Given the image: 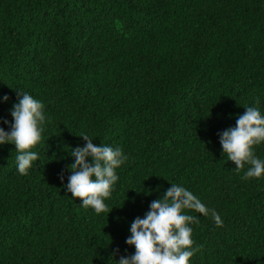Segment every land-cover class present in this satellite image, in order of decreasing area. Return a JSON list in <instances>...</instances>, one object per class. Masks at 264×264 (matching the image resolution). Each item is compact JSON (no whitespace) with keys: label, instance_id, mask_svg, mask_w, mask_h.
Returning <instances> with one entry per match:
<instances>
[{"label":"trees","instance_id":"obj_1","mask_svg":"<svg viewBox=\"0 0 264 264\" xmlns=\"http://www.w3.org/2000/svg\"><path fill=\"white\" fill-rule=\"evenodd\" d=\"M18 91L46 120L27 174L0 146V264H115L172 183L201 206L190 264H264V177L243 179L217 135L264 112V0H0L5 131ZM83 133L127 156L99 215L58 179Z\"/></svg>","mask_w":264,"mask_h":264},{"label":"clouds","instance_id":"obj_2","mask_svg":"<svg viewBox=\"0 0 264 264\" xmlns=\"http://www.w3.org/2000/svg\"><path fill=\"white\" fill-rule=\"evenodd\" d=\"M9 100L8 95L0 97V103ZM44 107L42 101L18 91L17 102L12 104L9 113L12 122L7 119L2 121L10 130L0 127V146H15L17 170L21 174H27L33 162L39 160L38 153L32 149L42 139L46 120ZM217 135L222 153L227 154L228 161L234 162L238 171L248 165L243 179L264 177V159L254 154V146L264 143V112L260 107H245V112L237 117L236 125ZM80 137L85 143L83 147L71 149L70 156L74 162L67 166L71 173L67 184H64L63 169L58 179L73 198L81 200L83 208L90 207L99 215L108 210L105 201L111 197L119 180L116 169L124 164L127 156L119 147L94 145L87 133ZM200 207L191 192L182 185L172 183L162 198L150 203L143 218L137 217L131 223L130 236L125 243L134 246L135 251L116 260L119 249H114L112 259L115 264H190L198 251L193 247V229L190 226L196 217L190 212L198 211ZM216 223L217 226L222 225L218 216Z\"/></svg>","mask_w":264,"mask_h":264}]
</instances>
